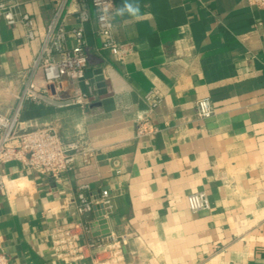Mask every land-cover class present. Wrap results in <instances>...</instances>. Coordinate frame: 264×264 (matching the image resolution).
Returning a JSON list of instances; mask_svg holds the SVG:
<instances>
[{
    "label": "crops",
    "instance_id": "crops-1",
    "mask_svg": "<svg viewBox=\"0 0 264 264\" xmlns=\"http://www.w3.org/2000/svg\"><path fill=\"white\" fill-rule=\"evenodd\" d=\"M112 1L115 11L123 3ZM139 3V19L112 15L115 40L130 49L122 60L99 48L89 0L68 4L65 29L77 27V11L89 15L83 34L90 60L87 83L63 82L61 94L78 87L90 103L23 101L19 120L27 129L52 127L63 142L79 140L93 154L57 180L5 166L0 251L8 264H264V8L249 0ZM53 9L52 0H23L35 24L32 41L20 25L0 21L5 116L19 103ZM33 82L44 86L40 70ZM205 98L214 114L198 120L196 102ZM84 185L89 199L109 190L107 216L76 214ZM199 191L209 210L192 213L186 198ZM101 218L107 236H95ZM73 223H80L72 229L79 244L96 246L66 258L60 234Z\"/></svg>",
    "mask_w": 264,
    "mask_h": 264
},
{
    "label": "built area",
    "instance_id": "built-area-1",
    "mask_svg": "<svg viewBox=\"0 0 264 264\" xmlns=\"http://www.w3.org/2000/svg\"><path fill=\"white\" fill-rule=\"evenodd\" d=\"M54 9L41 40L38 54L33 58L23 94L13 113L5 116L0 113V192L7 187L5 166L17 163L28 173L48 176L57 180L60 173L71 171L77 160L87 164L93 150L85 147L81 141L63 142L52 127L42 126L31 129L21 127L19 116L23 101L35 105L48 104L55 107L79 106L86 107L90 103V94L83 93L74 87L72 93L64 97L63 82L72 84L84 81L87 83L85 67L90 60V54L85 44L83 24L89 19L85 10L77 11V27L65 29L64 21L69 3H82L85 0H52ZM257 7L264 8V0H249ZM23 0H0V21L7 26L20 25L27 41L35 39V24L32 17L22 10ZM95 14L96 35L99 48L122 60L129 52L128 45L118 43L114 37L112 15L115 13L112 0H89ZM71 46H67V42ZM41 71L44 86L36 87L33 77ZM214 114V107L209 99L196 102V117L206 120ZM143 127L139 132H145ZM86 185L79 187L75 198V211L80 217L90 213L94 207L101 205L103 216H107L110 208V192L102 189L98 198L89 199L84 195ZM188 209L192 213L209 210V201L203 191L194 192L186 198ZM80 223H73L62 229L64 240L60 247L63 257L69 258L73 253H79L84 245L96 246L95 243L79 244L80 238L72 233V229ZM88 229L85 232L88 233ZM78 242V244H74ZM121 254L120 247L116 255ZM8 256L0 251V264H8Z\"/></svg>",
    "mask_w": 264,
    "mask_h": 264
},
{
    "label": "water",
    "instance_id": "water-1",
    "mask_svg": "<svg viewBox=\"0 0 264 264\" xmlns=\"http://www.w3.org/2000/svg\"><path fill=\"white\" fill-rule=\"evenodd\" d=\"M95 75V82H96V88L98 90L99 94H104V83H103V78L101 75V70L97 69L94 71ZM94 210H100L101 211V216L104 214L103 208L101 205H97L94 207ZM98 226L99 230L95 233V236H107L108 235V230H107V225H106V220L101 218L98 220Z\"/></svg>",
    "mask_w": 264,
    "mask_h": 264
},
{
    "label": "clouds",
    "instance_id": "clouds-1",
    "mask_svg": "<svg viewBox=\"0 0 264 264\" xmlns=\"http://www.w3.org/2000/svg\"><path fill=\"white\" fill-rule=\"evenodd\" d=\"M141 7L139 0H123V3L115 11V15L119 17L130 16L135 19L141 17Z\"/></svg>",
    "mask_w": 264,
    "mask_h": 264
}]
</instances>
